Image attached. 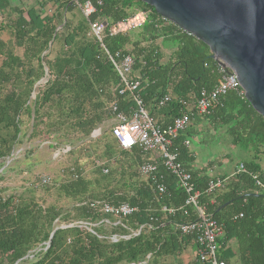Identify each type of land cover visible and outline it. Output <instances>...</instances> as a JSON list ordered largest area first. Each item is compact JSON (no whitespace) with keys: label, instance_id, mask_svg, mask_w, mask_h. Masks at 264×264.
<instances>
[{"label":"trees","instance_id":"trees-1","mask_svg":"<svg viewBox=\"0 0 264 264\" xmlns=\"http://www.w3.org/2000/svg\"><path fill=\"white\" fill-rule=\"evenodd\" d=\"M86 2L94 6L95 13L76 19L81 10L72 0H59L53 14L31 9L27 17L25 11L12 10L8 0H0V13L11 10L15 15L7 25H0V161L11 158L21 144L25 119L32 122L30 138H50L72 127L82 140L113 120V103L127 114L136 108L130 95H119L120 78L104 49L134 59V71L140 78L135 96L163 127L185 112L181 102L193 104L203 90L218 85L221 76L209 47L164 21L152 7L139 0H79L81 5ZM139 11L148 13L143 27L111 35L112 27ZM97 21L107 24L101 43L90 28ZM167 50L170 56L166 59ZM45 70L50 80L32 101ZM167 95L171 102L160 107ZM156 113L170 117L171 122L162 123ZM197 117L194 114L193 120ZM200 118L224 129L231 145L250 157L241 163L245 173L218 177L227 179L223 189L208 194L209 182L216 178L194 171L195 157L183 145L191 130L174 141L179 162L191 174V194H199V206L223 230L218 256L229 264L232 251L224 249L235 242L240 264H264V194L252 178L264 184V118L234 91L221 98L210 115ZM112 140L118 149L106 144L101 159L94 153V180L78 166L64 170L69 181L60 192L76 201L71 211L0 194V264H169L188 243L198 249L193 238L177 231L178 225L197 217L193 210L188 216L179 211L188 194L162 160L154 162L164 194L156 190L151 178L143 180L141 150L122 151ZM130 154L135 156L128 158ZM95 203L127 204L137 212L119 223L94 208ZM164 209L177 212L170 215ZM195 264L203 263L197 257Z\"/></svg>","mask_w":264,"mask_h":264},{"label":"built area","instance_id":"built-area-1","mask_svg":"<svg viewBox=\"0 0 264 264\" xmlns=\"http://www.w3.org/2000/svg\"><path fill=\"white\" fill-rule=\"evenodd\" d=\"M82 14L86 18H90L95 13L94 6L86 2L84 5L79 3V0H72ZM148 19V13L139 11L126 21L117 24L110 30L111 35L118 33H125L130 30L139 29L144 26ZM164 21L168 22L164 19ZM92 34L101 43V36L107 28V24L103 22L90 23ZM104 49V47H103ZM108 60L112 64L121 82V88L118 93L120 96L130 95L136 108L132 109L129 114L120 111L115 103L111 105L114 118L111 124V134L116 141L118 147L125 152H130L135 148L141 150L143 155L157 154L158 158L162 160L164 168L171 175H173L178 185L186 191L188 198L184 207L179 211H183L184 216L190 214L193 210L197 220L194 222L184 223L177 226V231L183 237L193 238L198 245L197 257L203 264H227L219 258V244L218 239L223 236L222 228L209 216L205 214L203 208L199 206V194H191L193 191L192 178L190 172L179 162V155L173 150L174 141L181 135L185 134L193 123L194 114L198 117L210 115L219 105L220 99L228 92H238L240 96L245 98V92L241 88V84L237 76L227 68H222L218 65L219 74L221 76L218 85L211 91L203 90L200 97L189 104L181 102L186 107L185 112L178 118L174 119L171 124L163 127L151 117L145 110L142 101L135 96L140 86V78L134 71L135 61L123 52H117L111 55L104 49ZM170 96H164L159 102L160 107L166 106L171 102ZM183 145L189 149L191 142L185 140ZM73 171V170H72ZM141 174L147 178H151L156 190L160 194H164L166 189L164 185L157 180L158 167L155 162H146L140 168ZM107 173V171H105ZM245 173L244 165H239L236 174ZM255 181V186L264 193V184L260 182L256 176H252ZM226 180L216 179L211 180L208 185V194H213L223 189ZM52 179L48 176H42L39 179V186L46 187L51 185ZM94 208H100L104 215L111 216L121 220L130 217L137 212L136 208L124 204L120 206H112L109 204L95 203ZM168 214L174 215L176 210H167ZM85 226V225H83ZM114 241L115 238L113 239Z\"/></svg>","mask_w":264,"mask_h":264},{"label":"rangeland","instance_id":"rangeland-1","mask_svg":"<svg viewBox=\"0 0 264 264\" xmlns=\"http://www.w3.org/2000/svg\"><path fill=\"white\" fill-rule=\"evenodd\" d=\"M81 16L82 13L78 11L76 19ZM17 54H21V51L17 50ZM165 55L167 59L170 51H165ZM49 80L48 75L47 83ZM45 85L35 88V98L32 97V101ZM25 121L21 144L15 147L11 158L0 161V194L5 198L13 196L18 200L33 199L42 206L55 205L65 211H71L76 201L67 199L60 192L61 186L69 181L64 170L71 166H78L83 169L87 178H92L96 171L93 165L94 153L98 159H101L106 144L118 149L113 145L111 137L112 120L105 121L94 134L82 140V136L78 135L72 127L70 130H62V133L52 135L51 139L44 135L30 138L32 122L27 119ZM203 122L202 139L196 136L191 138V141L200 160L213 159L217 163H222L216 168L215 175L229 176L238 164L250 160L247 153L231 145L224 129L216 128L206 119H203ZM70 142L74 144L71 146ZM118 160L120 161L121 157H118ZM42 176L51 177L50 186H39V179ZM91 180H94V177ZM143 180L147 181L146 178ZM170 260L173 261V259Z\"/></svg>","mask_w":264,"mask_h":264},{"label":"water","instance_id":"water-1","mask_svg":"<svg viewBox=\"0 0 264 264\" xmlns=\"http://www.w3.org/2000/svg\"><path fill=\"white\" fill-rule=\"evenodd\" d=\"M139 1L209 47L211 58L237 76L246 101L264 118V0ZM47 77L45 70L36 87Z\"/></svg>","mask_w":264,"mask_h":264},{"label":"crops","instance_id":"crops-1","mask_svg":"<svg viewBox=\"0 0 264 264\" xmlns=\"http://www.w3.org/2000/svg\"><path fill=\"white\" fill-rule=\"evenodd\" d=\"M10 7L12 10L17 11L22 10L25 11L24 13V17H27V12L30 11L31 9H34L35 11H38L40 14L42 15H47V14H53L54 11L56 10V7L59 3V0H8ZM41 7V8H40ZM14 14L11 13V10H7L5 13H0V25H7L9 23L10 20H12L14 18ZM3 40H7V35L3 34L2 36ZM156 117L158 120H160L162 123L166 124V123H170L171 122V118L168 116H164L162 113H156ZM203 119L200 117H197L193 120L192 123V127L191 129H189V131L191 130V135L189 137H186V140H190L191 145L189 147V151L194 155L195 157V163L193 164V169L194 171H204V174L206 173L208 176H210L211 178H218L221 176H227V177H233L236 175V171L238 169V166L241 164H238L233 172L228 176V175H215V171L216 168L219 167V165L221 166V162L217 163L215 162V160H206L205 158L200 160L198 158V154L196 153L195 149H193V142L191 141V138L193 137H200L202 139V125H203ZM132 155L134 154H130V156L128 158H131ZM135 156V155H134ZM138 159V158H137ZM156 159H158V155L157 154H147V155H143L141 157V159H139V161L141 163L143 162H154L156 161ZM139 162V163H140ZM216 164H218V166H216ZM144 178H147L146 176H143ZM227 248H231V255H232V259L229 261V264H240L237 255L234 253L235 249H236V243L235 242H231L227 247H225V251ZM197 246L193 243H188L187 245H185L184 250L181 252V254L179 256H177L175 259H173L172 262H170V264H195L197 261ZM226 254V252H225Z\"/></svg>","mask_w":264,"mask_h":264}]
</instances>
